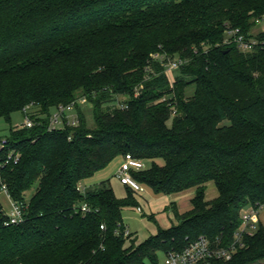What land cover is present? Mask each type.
Returning <instances> with one entry per match:
<instances>
[{
	"label": "trees",
	"instance_id": "1",
	"mask_svg": "<svg viewBox=\"0 0 264 264\" xmlns=\"http://www.w3.org/2000/svg\"><path fill=\"white\" fill-rule=\"evenodd\" d=\"M263 20L264 0H0V119L29 106L36 122L10 126L0 152L21 154L0 158V188L25 206L6 225L0 203V264H158L201 237L237 248L210 264H264L263 225L237 243L242 210L264 205V48L225 43L229 29L264 39L252 34ZM79 99L94 125L77 105L78 126L50 131L52 111ZM127 154L150 162L132 176L156 193L196 191L177 225L140 244L123 223L134 191L120 200L110 180L78 190Z\"/></svg>",
	"mask_w": 264,
	"mask_h": 264
},
{
	"label": "built area",
	"instance_id": "2",
	"mask_svg": "<svg viewBox=\"0 0 264 264\" xmlns=\"http://www.w3.org/2000/svg\"><path fill=\"white\" fill-rule=\"evenodd\" d=\"M225 43L234 44L241 53H250L257 48H264V39H259L257 37L247 38L239 29H229L226 33ZM157 58V56L155 57ZM183 65L182 60L175 59L165 64V71L168 75L177 71ZM87 103V100L81 99L77 100L68 106H59L52 111L50 117L49 130H61L67 126L76 127L79 125V118L76 106H80L81 103ZM26 117H24V122L21 127L32 128L36 125V122L31 118L34 113L31 112V108L28 106L24 109ZM176 112L173 113L175 115ZM8 146V141L6 138L0 141V152L4 151ZM6 151V150H5ZM4 151V152H5ZM4 166L11 163L17 165L21 160V154L17 151L8 152L4 157H0ZM147 169V164L145 161L139 160L127 154L124 156V160L117 172V179L123 186L130 188L134 193L145 192L144 186L138 183L132 176V172H140ZM78 190L84 192L85 189L80 185ZM0 193H3L11 204L10 212L8 215V220L6 225H19L24 221V210L25 206L22 203L15 202L11 195L9 194L6 184H1ZM90 207L87 203L82 204L81 211L87 213ZM137 212L142 214L143 211L138 207ZM260 210H264V205L259 209L245 208L242 210L240 218L242 220L241 228L237 234V243L242 241L245 234H252L253 230L257 226L255 224V217ZM101 229H105L101 226ZM130 232L127 230L125 236L128 237ZM237 248L232 246L228 249L225 248H214L210 241L201 237L199 240L190 244L182 252H171L164 257V264H210L211 259L221 260V261H231Z\"/></svg>",
	"mask_w": 264,
	"mask_h": 264
},
{
	"label": "rangeland",
	"instance_id": "3",
	"mask_svg": "<svg viewBox=\"0 0 264 264\" xmlns=\"http://www.w3.org/2000/svg\"><path fill=\"white\" fill-rule=\"evenodd\" d=\"M264 31V20L261 22H256V26L252 30L253 35ZM174 74L170 73L169 77L171 80L174 79ZM194 86H190L186 94L187 96H192L194 94ZM81 100V99H79ZM83 100V99H82ZM81 111L84 112L86 116L88 126L92 127L94 125L93 113L91 107L87 103L80 104ZM24 122V115L22 112H16L12 115L11 124L7 123L6 120L0 119V139L6 138L9 134L10 126L20 128ZM229 122L225 121L220 126H229ZM147 168L150 166V162H145ZM158 164L163 165L162 160L157 161ZM117 164L113 163L107 167L104 174L100 172L98 175H106L110 178L113 191L115 196L120 199H126L128 195V188L121 185L120 181L115 177V169ZM144 186L145 192L134 193V198L136 199L139 207L144 213L140 214L137 212L135 207H127L123 210V223L126 230L130 232V241L134 240L136 244H140L147 240L149 237L154 236L158 232V228L168 229L173 224L177 225L178 220L176 213L184 215L192 209L191 200L195 196V189L191 188L180 193H156L152 188ZM38 188V183H36L33 188L25 194V198L29 201L35 194ZM218 196V190L213 182L207 184L206 191V201L212 202ZM0 203L8 214L11 209V204L3 193H0ZM261 221L264 224V210L260 212L259 215ZM264 227V225H263ZM258 228L255 227L253 232ZM166 255L160 254L158 264H164V257Z\"/></svg>",
	"mask_w": 264,
	"mask_h": 264
},
{
	"label": "crops",
	"instance_id": "4",
	"mask_svg": "<svg viewBox=\"0 0 264 264\" xmlns=\"http://www.w3.org/2000/svg\"><path fill=\"white\" fill-rule=\"evenodd\" d=\"M123 160H124V158L123 157H119V158H117L115 161H113L111 164H113V163H116L117 164V166H116V169H115V177H116V175H117V172H118V170H119V168H120V166H121V164H122V162H123ZM110 164V165H111ZM107 169V168H106ZM105 169V170H106ZM105 170H103V171H100L102 174H104V172H105ZM100 172H98V173H96L95 174V176H93L92 178H90V179H88V180H86L84 183H82V187L86 190L87 188H90V187H94V186H96V185H98V184H100L101 182H103V181H106V180H110V178L108 177V176H106V175H98V174H100ZM117 178V177H116ZM118 180V179H117ZM111 181V180H110ZM112 184V183H111ZM122 185V184H121ZM123 186V185H122ZM124 187H126V186H124ZM126 188H128V187H126ZM195 193H196V191H195ZM218 197V196H217ZM141 208V207H140ZM249 208H252V207H249ZM136 209V208H135ZM143 211V210H142ZM262 210H260L259 212H258V214L256 215V217H255V224L256 225H259V224H261V225H264L263 224V222L261 221V219H260V217H259V215H260V212H261ZM144 213V212H143ZM176 224V223H175ZM175 224H173V225H175ZM172 225V226H173ZM171 226V227H172ZM170 227V228H171ZM169 229V228H168Z\"/></svg>",
	"mask_w": 264,
	"mask_h": 264
}]
</instances>
